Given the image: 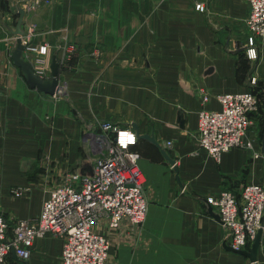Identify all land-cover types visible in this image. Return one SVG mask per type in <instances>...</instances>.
I'll return each instance as SVG.
<instances>
[{
	"label": "crops",
	"instance_id": "0c3cea01",
	"mask_svg": "<svg viewBox=\"0 0 264 264\" xmlns=\"http://www.w3.org/2000/svg\"><path fill=\"white\" fill-rule=\"evenodd\" d=\"M21 9L20 0H0V213L9 233L17 219L38 217L46 190L65 174L91 173L89 140L109 120L136 134L149 207L137 234L108 232L106 264H264V231L252 262L225 247L226 230L207 202L223 189L264 186V37L247 28L246 1L54 0ZM20 21L22 37L33 25L32 45H47L52 57L64 40L76 47L69 66L59 59L55 96L31 88L13 64ZM94 47L98 61L89 57ZM246 91L258 98L249 136L261 156L236 147L216 162L198 141V113L220 110L217 94ZM13 188L27 192L15 197ZM61 252L62 240L47 234L28 260L11 251L8 261L62 264Z\"/></svg>",
	"mask_w": 264,
	"mask_h": 264
},
{
	"label": "built area",
	"instance_id": "2783aa9c",
	"mask_svg": "<svg viewBox=\"0 0 264 264\" xmlns=\"http://www.w3.org/2000/svg\"><path fill=\"white\" fill-rule=\"evenodd\" d=\"M54 0H20L21 8L34 11ZM248 5L246 25L255 37H264V0H245ZM196 9L202 10L197 4ZM33 25L23 42L24 57L42 78L51 77L52 54L47 45H32ZM253 45V39L251 38ZM62 65H70L76 47L64 40L58 47ZM34 56L30 60L31 56ZM250 58L256 57L252 47L247 49ZM102 51L94 47L89 57L99 60ZM57 57V60L59 62ZM59 62V64H60ZM59 88V84L57 90ZM57 90L54 96L57 93ZM202 99L208 93L200 89ZM221 109H201L198 113V141L216 161L232 148H247L258 158L249 136L258 111V98L252 91L217 94ZM136 134L112 121L99 122V133L89 140L95 158L90 174L69 172L54 188L46 190L40 214L36 219H17L9 233L10 222L0 213V264H9L13 250L21 260H28L37 238L51 234L62 240V264H106L111 248L108 232L126 228L132 235L144 226L148 213V199L138 159L132 149ZM167 146L172 141L166 142ZM27 188H13L15 197L25 195ZM212 210L226 230L225 244L235 251L245 250L259 230L264 231V186L245 185L239 195L223 189L218 196L207 199Z\"/></svg>",
	"mask_w": 264,
	"mask_h": 264
},
{
	"label": "water",
	"instance_id": "95a60500",
	"mask_svg": "<svg viewBox=\"0 0 264 264\" xmlns=\"http://www.w3.org/2000/svg\"><path fill=\"white\" fill-rule=\"evenodd\" d=\"M25 10L21 9V13L24 14ZM23 31L21 30V21L19 22L18 26H17V30L15 32L17 38H16V45L15 48L11 54L12 60H13V64L15 66H17L23 77L25 78L27 84L31 87V88H35L40 92L46 93V94H50V95H54L58 84H59V80H58V76H59V72H60V64L57 60V56L54 55L52 57V62H51V77L50 78H42L41 76H39L35 70L33 69L32 64L30 63V61H28L25 57H24V51L26 50V44L23 42ZM141 137V136H138ZM144 138L154 142L155 144H157V141L154 139L153 136H148V135H144ZM262 151L264 153V142H263V147H262ZM165 157L167 158V160L170 162V164L173 165L174 170L177 172V168L175 166V161L173 159H171L166 153H165ZM209 212L212 216H214L215 218L219 219V216L212 210L211 206H209ZM262 234L263 231L259 230L254 241L252 243H250L245 250H238L237 252L247 256L252 262L257 260V252H258V248L261 242V238H262ZM225 247L227 249H232L229 246L225 245ZM234 250V249H232ZM12 252L14 253V251L12 250Z\"/></svg>",
	"mask_w": 264,
	"mask_h": 264
}]
</instances>
